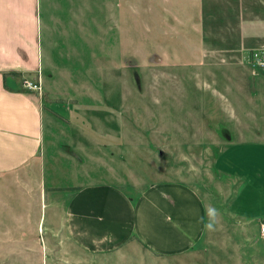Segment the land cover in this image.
<instances>
[{
  "label": "rangeland",
  "instance_id": "obj_1",
  "mask_svg": "<svg viewBox=\"0 0 264 264\" xmlns=\"http://www.w3.org/2000/svg\"><path fill=\"white\" fill-rule=\"evenodd\" d=\"M236 2L40 0V72L19 81L36 85L42 98L47 200L53 186L62 193L89 183L117 186L136 201L173 182L204 203L206 228L195 248L158 260L143 251L142 264H264L258 225L233 215L264 212L255 194V182H264L260 160L242 152L264 146V73L247 62L264 41L246 51L212 42L235 39L239 26L262 18L248 12L229 23ZM240 172L245 186L226 179ZM40 177L39 169L0 177V197L14 199L0 201V264L62 259L45 250L61 237L42 232L44 209L32 219Z\"/></svg>",
  "mask_w": 264,
  "mask_h": 264
},
{
  "label": "crops",
  "instance_id": "obj_2",
  "mask_svg": "<svg viewBox=\"0 0 264 264\" xmlns=\"http://www.w3.org/2000/svg\"><path fill=\"white\" fill-rule=\"evenodd\" d=\"M236 1L234 10L227 9L239 13L227 18L229 23L231 19H243L248 12H261L262 18L251 22L250 27L239 26L240 33H236L235 39L228 40V34L225 43L216 37L212 42L224 49L238 47L246 51L255 42L264 41V0ZM50 4L48 1L51 18L55 10L51 12ZM39 13L40 0H0V177L19 178L24 173L40 170L39 208L32 210V219L41 220L39 215L44 209L45 222L48 220L42 232L50 231L53 236L61 237L59 245L53 249L47 246L45 250L54 253L52 259L62 258L58 264H142L143 251L158 260L195 248L205 232L206 211L199 195L182 183H160L141 192L136 201L111 184H74L62 193L53 186L54 194L47 200L42 170L46 165L48 138L42 98L36 91L25 88L24 81L9 75L16 73L25 77L40 72ZM224 23L225 20L221 22ZM4 75H7L5 85ZM251 145L257 148H243L242 152L259 159L254 165L264 171V146ZM224 171L225 167L221 166L219 172L223 176ZM232 174L237 175H228L226 179L239 181L241 187L247 184L243 178L246 172ZM257 178L261 180L259 174ZM255 187L259 201H264L261 198L264 182H255ZM4 195L0 197L2 204L13 203V198ZM233 215L239 222L258 225V232L264 223V212L257 213L256 218L238 212ZM33 232L37 233L35 228Z\"/></svg>",
  "mask_w": 264,
  "mask_h": 264
},
{
  "label": "built area",
  "instance_id": "obj_3",
  "mask_svg": "<svg viewBox=\"0 0 264 264\" xmlns=\"http://www.w3.org/2000/svg\"><path fill=\"white\" fill-rule=\"evenodd\" d=\"M247 62L251 69L264 73V50L255 53L251 52V55L248 56ZM24 87L28 90H39L36 85L27 82H24ZM259 235L264 239V223L259 227Z\"/></svg>",
  "mask_w": 264,
  "mask_h": 264
},
{
  "label": "trees",
  "instance_id": "obj_4",
  "mask_svg": "<svg viewBox=\"0 0 264 264\" xmlns=\"http://www.w3.org/2000/svg\"><path fill=\"white\" fill-rule=\"evenodd\" d=\"M11 77H15V78H17L18 80H19V78L21 77L20 75H18V74H16V73H10L9 74ZM7 77V75L5 76L4 75V85H5V78Z\"/></svg>",
  "mask_w": 264,
  "mask_h": 264
},
{
  "label": "clouds",
  "instance_id": "obj_5",
  "mask_svg": "<svg viewBox=\"0 0 264 264\" xmlns=\"http://www.w3.org/2000/svg\"><path fill=\"white\" fill-rule=\"evenodd\" d=\"M209 216H214L215 215V211L214 210H211V211H209ZM207 227L209 228V229H211V227H212V224L210 223V224H208L207 225Z\"/></svg>",
  "mask_w": 264,
  "mask_h": 264
}]
</instances>
